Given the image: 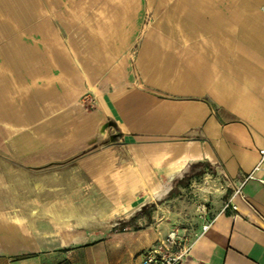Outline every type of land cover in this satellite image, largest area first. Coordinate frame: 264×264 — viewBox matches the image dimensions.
Instances as JSON below:
<instances>
[{
  "label": "crops",
  "instance_id": "crops-1",
  "mask_svg": "<svg viewBox=\"0 0 264 264\" xmlns=\"http://www.w3.org/2000/svg\"><path fill=\"white\" fill-rule=\"evenodd\" d=\"M261 148L264 0H0L9 195L19 170L46 180L37 172L69 161L124 219L169 198L191 166H211L224 185L195 230L154 216L68 246L57 228L21 232L24 219L10 217L0 237L25 247L0 250V264H140L180 229L190 247L181 264H264Z\"/></svg>",
  "mask_w": 264,
  "mask_h": 264
},
{
  "label": "rangeland",
  "instance_id": "rangeland-1",
  "mask_svg": "<svg viewBox=\"0 0 264 264\" xmlns=\"http://www.w3.org/2000/svg\"><path fill=\"white\" fill-rule=\"evenodd\" d=\"M71 163L72 161L66 162L63 166L48 165L37 172L46 173L47 179L42 177L32 182L28 181L32 176L30 172L19 170L22 179L17 182L18 191L15 196L9 195L11 192L7 181H1L0 234L8 231L5 227L10 217L24 219V222L21 221L16 226L19 229L17 231L21 232L25 229L40 231V228H57L53 233L67 239L72 237V243L68 246L99 240L111 232L142 229L155 221L154 216L162 220L169 215L174 216L178 226L185 229L187 225H191L195 230L198 226L195 220H200L203 210L219 199L224 190L222 181L215 176L211 166H191L183 176L184 179L175 182L172 198L166 197L146 204L131 217L124 219L125 214L114 210L115 204L106 200L92 181L82 178L77 172V166ZM61 169L64 172L63 181L56 177V172H61ZM0 172H3L1 166ZM31 183L34 185H29ZM45 188L47 190H43ZM58 189L60 190L57 191ZM41 191H47L48 195H38ZM178 232L181 235L184 230L180 229ZM0 241V250L25 247L23 244L7 242V239L1 237Z\"/></svg>",
  "mask_w": 264,
  "mask_h": 264
},
{
  "label": "built area",
  "instance_id": "built-area-1",
  "mask_svg": "<svg viewBox=\"0 0 264 264\" xmlns=\"http://www.w3.org/2000/svg\"><path fill=\"white\" fill-rule=\"evenodd\" d=\"M259 155L260 163L264 162V148L259 150ZM256 170H259V165L256 167ZM246 179H253V176L248 175ZM259 182L264 184V180L262 179H259ZM234 194L248 204L241 186L234 190ZM207 226L208 224L204 225L203 229H206ZM189 249L190 247L185 236L179 235L177 232H171L159 245L143 251L140 264H181Z\"/></svg>",
  "mask_w": 264,
  "mask_h": 264
},
{
  "label": "trees",
  "instance_id": "trees-1",
  "mask_svg": "<svg viewBox=\"0 0 264 264\" xmlns=\"http://www.w3.org/2000/svg\"><path fill=\"white\" fill-rule=\"evenodd\" d=\"M195 166V165H194ZM182 179H184V178H182ZM174 189V188H173ZM173 189L170 191V193L168 194V197L169 198H172V196H174V193H173ZM142 210V209H141Z\"/></svg>",
  "mask_w": 264,
  "mask_h": 264
}]
</instances>
